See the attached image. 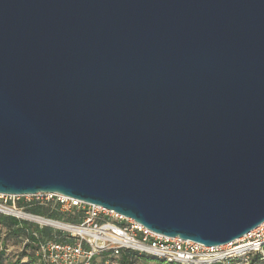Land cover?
<instances>
[{
    "label": "water",
    "instance_id": "obj_1",
    "mask_svg": "<svg viewBox=\"0 0 264 264\" xmlns=\"http://www.w3.org/2000/svg\"><path fill=\"white\" fill-rule=\"evenodd\" d=\"M57 192L219 246L264 222V0H0V193Z\"/></svg>",
    "mask_w": 264,
    "mask_h": 264
},
{
    "label": "built area",
    "instance_id": "obj_2",
    "mask_svg": "<svg viewBox=\"0 0 264 264\" xmlns=\"http://www.w3.org/2000/svg\"><path fill=\"white\" fill-rule=\"evenodd\" d=\"M45 207L76 222L41 216L27 208ZM0 213L24 219L39 228L53 227V239L38 238L36 264H120L124 250L178 264H250L254 253H264V222L227 244L202 243L159 234L114 210L57 192L0 193ZM28 213L42 218L25 217ZM63 239V240H58ZM100 256L99 261L97 257Z\"/></svg>",
    "mask_w": 264,
    "mask_h": 264
},
{
    "label": "trees",
    "instance_id": "obj_3",
    "mask_svg": "<svg viewBox=\"0 0 264 264\" xmlns=\"http://www.w3.org/2000/svg\"><path fill=\"white\" fill-rule=\"evenodd\" d=\"M34 211H31L34 214L48 216L49 218L53 219H62L64 221H71L76 222V218L73 215H65L66 218H64L60 213L57 212H50L45 207H34ZM40 211V212H39ZM62 217V218H60ZM6 229L5 236L2 238V231L3 229ZM53 230L51 227H44L39 228L38 225H35L34 223H29L27 221L20 220L14 216L4 215L0 213V244L1 241H6L9 238H21L24 241V244L26 247H31L36 251L37 248V240L38 237L45 238V239H53ZM63 240V239H58ZM139 256H147L149 261L155 262V264H178V263H169L165 260L158 259L154 256H149L142 254L140 255L138 252L130 251V250H124L120 257L118 258L120 264H135L137 261V258ZM6 256V250L5 248H0V264H6L5 259ZM21 260L20 258H17L14 261H9L7 264H20ZM98 262L95 261L94 264H97ZM250 264H264V253H254L251 256Z\"/></svg>",
    "mask_w": 264,
    "mask_h": 264
},
{
    "label": "rangeland",
    "instance_id": "obj_4",
    "mask_svg": "<svg viewBox=\"0 0 264 264\" xmlns=\"http://www.w3.org/2000/svg\"><path fill=\"white\" fill-rule=\"evenodd\" d=\"M28 211H34L33 208H27ZM40 212V211H39ZM59 213L58 211H55ZM43 216V215H41ZM48 217V216H46ZM66 218L65 216H63ZM62 218V217H60ZM23 221H27L29 223H33L28 220L21 219ZM65 220V219H64ZM36 225V224H35ZM54 231L55 228L51 227ZM6 229L4 228L2 231V238L5 236ZM0 248H5L6 256L5 263H9V261H14L17 258H20V264H36L38 257L36 256V251L31 247H26L24 241L21 238H9L6 241L2 240L0 244ZM142 255V254H140ZM100 256L97 257V261H99ZM135 264H155V262L149 261L147 256H139Z\"/></svg>",
    "mask_w": 264,
    "mask_h": 264
},
{
    "label": "bare ground",
    "instance_id": "obj_5",
    "mask_svg": "<svg viewBox=\"0 0 264 264\" xmlns=\"http://www.w3.org/2000/svg\"><path fill=\"white\" fill-rule=\"evenodd\" d=\"M22 216H25V217H32V218H34V219L42 220V218L37 217V216H33V215H31V214H28V213H24V214H22Z\"/></svg>",
    "mask_w": 264,
    "mask_h": 264
}]
</instances>
